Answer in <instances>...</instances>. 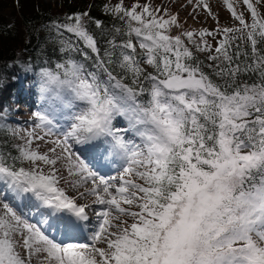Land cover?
<instances>
[{
  "label": "snow or ice",
  "instance_id": "obj_1",
  "mask_svg": "<svg viewBox=\"0 0 264 264\" xmlns=\"http://www.w3.org/2000/svg\"><path fill=\"white\" fill-rule=\"evenodd\" d=\"M242 3L214 30L122 0L99 37L87 12L45 26L46 107L0 146V264H264V0Z\"/></svg>",
  "mask_w": 264,
  "mask_h": 264
},
{
  "label": "rangeland",
  "instance_id": "obj_2",
  "mask_svg": "<svg viewBox=\"0 0 264 264\" xmlns=\"http://www.w3.org/2000/svg\"><path fill=\"white\" fill-rule=\"evenodd\" d=\"M109 3H119L120 0H108ZM123 6L126 8H131L135 3L144 4L149 3L153 9L156 7L167 8L171 14L178 16V20L183 24L185 30H200L208 29L214 30L217 28V21H219V26L232 27L238 25V22L235 21L231 13L227 10V7L223 4V0H207L209 3L211 12L213 16H209L208 12L202 7L193 11L196 0H192V3H189L188 0H122ZM238 12H244L246 22L250 23V13L246 11V5H243L242 0H232ZM254 3L255 0H252ZM56 0H0V24L5 23L8 27L12 26L16 30V36L20 37V40L26 41L27 34L26 30L22 23V15L25 12L29 11H38V12H47L51 9L53 12L60 13L64 9L58 8L56 6ZM261 15H264V7L258 6ZM139 11V9H138ZM196 17L195 19L193 17ZM215 17V18H214ZM180 29L172 28L171 34H179ZM3 35H1L2 37ZM4 38H7L3 36ZM219 38V37H217ZM8 39V38H7ZM210 43L215 45V41L211 37H207ZM4 45L7 47L11 44L10 40H2ZM201 58L206 54H198ZM23 85L27 84L37 88V76L32 71L29 75H25L21 78ZM32 89V87H31ZM27 97L26 100L28 103V96L32 92L26 91ZM41 100V94L37 95V100ZM23 102L19 105H12L11 109H14L11 113L4 111L0 114V127H8L12 132H19L21 135L26 134V130L30 131L34 124L37 122L34 117V113L37 111H43L44 106L39 108H31L29 104ZM124 126V125H121ZM59 131V130H58ZM42 134V133H41ZM54 138V137H53ZM17 142L21 143V140L16 137ZM49 138H46V140ZM36 144H39L40 151L44 152L50 147V144H47L45 141H37ZM35 147V144L33 145ZM113 172L109 173L112 174ZM116 175V174H113ZM68 194L76 195V191L72 189H67ZM99 209V206H96Z\"/></svg>",
  "mask_w": 264,
  "mask_h": 264
},
{
  "label": "trees",
  "instance_id": "obj_3",
  "mask_svg": "<svg viewBox=\"0 0 264 264\" xmlns=\"http://www.w3.org/2000/svg\"><path fill=\"white\" fill-rule=\"evenodd\" d=\"M56 6L64 9L57 13L49 9L47 12L29 11L22 15V23L27 34V40H20L16 36V30L5 23L0 24V107L10 98L13 87L10 80L19 70V66H14L17 62L28 64L32 62L33 67L39 69V65L44 60L56 61L59 53L56 51V45L50 39V33L46 30V25L54 20L63 21L66 16L77 13L87 12L93 21L91 30L99 34L100 29L95 28L94 21H100L104 29H111L114 25L120 26V21L112 14L105 12L106 3L103 0H56ZM7 37L4 38L3 36ZM2 40H10L11 44L7 47ZM99 46L103 49L106 45L103 39H100ZM7 144L14 145L8 136L0 132V146ZM9 150L11 148L9 147Z\"/></svg>",
  "mask_w": 264,
  "mask_h": 264
}]
</instances>
